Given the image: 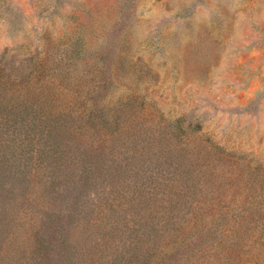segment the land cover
Listing matches in <instances>:
<instances>
[{"label": "trees", "instance_id": "1", "mask_svg": "<svg viewBox=\"0 0 264 264\" xmlns=\"http://www.w3.org/2000/svg\"><path fill=\"white\" fill-rule=\"evenodd\" d=\"M45 48L18 62L0 58V181H27L0 201V233L24 227L0 264H72L61 256L72 245L69 220L80 223L81 261L100 244L115 248L89 256L98 264H172L202 235L223 238L214 235L220 219L202 223L199 184L225 149L210 138V150L190 145L200 124L186 117L158 129L161 116L148 117L139 102L144 93L108 101L111 75L97 63L81 74L80 53Z\"/></svg>", "mask_w": 264, "mask_h": 264}, {"label": "rangeland", "instance_id": "2", "mask_svg": "<svg viewBox=\"0 0 264 264\" xmlns=\"http://www.w3.org/2000/svg\"><path fill=\"white\" fill-rule=\"evenodd\" d=\"M46 46L55 57L80 53L81 74L91 62L110 74L108 101L144 93L158 129L186 117L200 124L190 145L210 150V138L231 154L213 153L220 165L199 184L202 223L220 219L214 235L223 238L202 235L172 264H264V0H0V58L18 62ZM5 181L4 203L27 184ZM23 228L0 233V259L13 256ZM67 234L61 256L72 264H98L90 257L113 249L100 244L81 261L80 223L69 220Z\"/></svg>", "mask_w": 264, "mask_h": 264}]
</instances>
